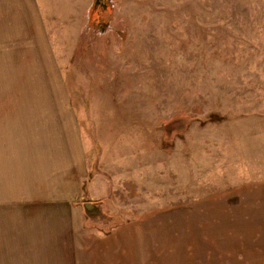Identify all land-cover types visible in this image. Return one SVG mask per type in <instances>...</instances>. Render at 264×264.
<instances>
[{
  "label": "rangeland",
  "instance_id": "rangeland-1",
  "mask_svg": "<svg viewBox=\"0 0 264 264\" xmlns=\"http://www.w3.org/2000/svg\"><path fill=\"white\" fill-rule=\"evenodd\" d=\"M17 3L36 12L0 0L12 220L25 189L3 179L22 175L80 194L131 264H264V0H112L96 27L57 12L44 50L39 0ZM26 240L13 229L0 264H31Z\"/></svg>",
  "mask_w": 264,
  "mask_h": 264
},
{
  "label": "crops",
  "instance_id": "crops-1",
  "mask_svg": "<svg viewBox=\"0 0 264 264\" xmlns=\"http://www.w3.org/2000/svg\"><path fill=\"white\" fill-rule=\"evenodd\" d=\"M10 1L11 12H36V9L18 7V1L27 0ZM93 1L39 0V50L57 40L55 31L47 26L56 24L57 12H71L67 15L68 22L80 26L84 24ZM39 56L50 57L45 52H39ZM3 182L19 184L25 189L16 221L12 220L11 205L4 201L0 191V248L2 246L3 250H7V241L14 229L24 234L29 251L34 252L30 255L33 257L31 264H131L124 259L128 254L123 248V235L119 228L100 233L85 225L84 212L78 203L82 198L80 194L72 191L70 196L48 195L39 191V182L29 185L30 182L22 175L20 178L6 175ZM84 182L80 192L85 197Z\"/></svg>",
  "mask_w": 264,
  "mask_h": 264
},
{
  "label": "water",
  "instance_id": "water-1",
  "mask_svg": "<svg viewBox=\"0 0 264 264\" xmlns=\"http://www.w3.org/2000/svg\"><path fill=\"white\" fill-rule=\"evenodd\" d=\"M111 1L112 0H94L92 7L90 8V10L88 12V15L90 14L91 20H92V12H99L100 8H101L100 6H106V4H109ZM90 18H89V20H90ZM83 206H84L85 211L93 212L96 210L97 204L94 202H91V201H86V202H84Z\"/></svg>",
  "mask_w": 264,
  "mask_h": 264
},
{
  "label": "flooded vegetation",
  "instance_id": "flooded-vegetation-1",
  "mask_svg": "<svg viewBox=\"0 0 264 264\" xmlns=\"http://www.w3.org/2000/svg\"><path fill=\"white\" fill-rule=\"evenodd\" d=\"M100 7H101L100 9L102 11L103 10L106 11L107 9L110 8V5L109 4H106V6H100ZM98 18H100V17H98ZM91 23H93L92 25H94L96 27V26H98L99 21H98V19L96 17H93L92 20H91ZM103 23H104V21H103Z\"/></svg>",
  "mask_w": 264,
  "mask_h": 264
},
{
  "label": "trees",
  "instance_id": "trees-1",
  "mask_svg": "<svg viewBox=\"0 0 264 264\" xmlns=\"http://www.w3.org/2000/svg\"><path fill=\"white\" fill-rule=\"evenodd\" d=\"M94 11V10H93ZM106 232H108V231H106Z\"/></svg>",
  "mask_w": 264,
  "mask_h": 264
}]
</instances>
